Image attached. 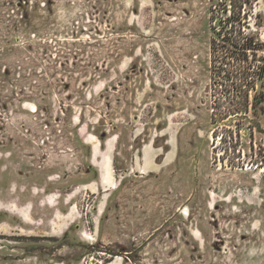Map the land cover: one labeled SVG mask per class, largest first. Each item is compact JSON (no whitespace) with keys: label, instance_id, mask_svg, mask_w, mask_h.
Here are the masks:
<instances>
[{"label":"rangeland","instance_id":"374dc122","mask_svg":"<svg viewBox=\"0 0 264 264\" xmlns=\"http://www.w3.org/2000/svg\"><path fill=\"white\" fill-rule=\"evenodd\" d=\"M263 61L264 0H0V264H264Z\"/></svg>","mask_w":264,"mask_h":264},{"label":"trees","instance_id":"16d2710c","mask_svg":"<svg viewBox=\"0 0 264 264\" xmlns=\"http://www.w3.org/2000/svg\"><path fill=\"white\" fill-rule=\"evenodd\" d=\"M240 20H241L240 22H242V19H240ZM226 24H228V22ZM239 33H240V35L242 34L241 31ZM240 39H243L242 41H244L242 46L240 45L241 46L240 48L244 51V54H246L245 56L248 57V55H247L248 53L253 52L257 49L256 44H255L256 41H255L254 37H244V38L240 37ZM259 69L260 70L257 73L255 72V74L257 77L263 78L264 77V61H263V64L261 65V67ZM244 70L245 71H243V74L250 76L249 75L250 69L245 68Z\"/></svg>","mask_w":264,"mask_h":264},{"label":"crops","instance_id":"0c3cea01","mask_svg":"<svg viewBox=\"0 0 264 264\" xmlns=\"http://www.w3.org/2000/svg\"><path fill=\"white\" fill-rule=\"evenodd\" d=\"M112 168H113V161L107 160L106 163H105V168L103 170V178L105 179L106 182H109V180L107 181V177H108L109 174L111 176V174L113 172V169ZM58 235L59 234H54L52 236L53 237H57ZM31 264H35V263H31ZM113 264H115V263H113Z\"/></svg>","mask_w":264,"mask_h":264}]
</instances>
